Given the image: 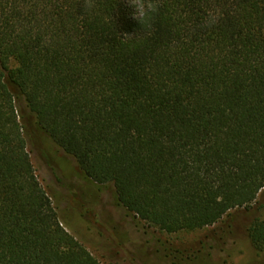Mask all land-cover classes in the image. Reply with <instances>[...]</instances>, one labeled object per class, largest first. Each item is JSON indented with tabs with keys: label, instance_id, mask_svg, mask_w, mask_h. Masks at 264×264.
<instances>
[{
	"label": "trees",
	"instance_id": "obj_1",
	"mask_svg": "<svg viewBox=\"0 0 264 264\" xmlns=\"http://www.w3.org/2000/svg\"><path fill=\"white\" fill-rule=\"evenodd\" d=\"M145 2L140 24L127 0H0V264H100L40 186L19 106L166 234L264 194V0ZM248 237L264 251V220Z\"/></svg>",
	"mask_w": 264,
	"mask_h": 264
},
{
	"label": "rangeland",
	"instance_id": "obj_2",
	"mask_svg": "<svg viewBox=\"0 0 264 264\" xmlns=\"http://www.w3.org/2000/svg\"><path fill=\"white\" fill-rule=\"evenodd\" d=\"M19 114L40 186L57 212H62L75 239L100 264H171L167 253H156V240L182 252L185 264H264V251L258 253L248 237L254 219L264 220V194L248 210L231 211L215 226L166 234L139 223L118 207L111 186H99L79 176L74 160L35 129L22 106ZM222 235L229 238L221 240Z\"/></svg>",
	"mask_w": 264,
	"mask_h": 264
},
{
	"label": "clouds",
	"instance_id": "obj_3",
	"mask_svg": "<svg viewBox=\"0 0 264 264\" xmlns=\"http://www.w3.org/2000/svg\"><path fill=\"white\" fill-rule=\"evenodd\" d=\"M128 4L134 8L132 17L136 19L140 24L145 21L151 13L157 10V5L151 2H145V0H127Z\"/></svg>",
	"mask_w": 264,
	"mask_h": 264
},
{
	"label": "flooded vegetation",
	"instance_id": "obj_4",
	"mask_svg": "<svg viewBox=\"0 0 264 264\" xmlns=\"http://www.w3.org/2000/svg\"><path fill=\"white\" fill-rule=\"evenodd\" d=\"M160 242V241H159ZM158 242V244H157V240L156 241H154V243L155 244H153L154 246H156L154 249L156 250V253L158 254H163V250L162 251H160V249H162V248H164L165 246H162V245H160V243ZM160 251V252H159Z\"/></svg>",
	"mask_w": 264,
	"mask_h": 264
}]
</instances>
